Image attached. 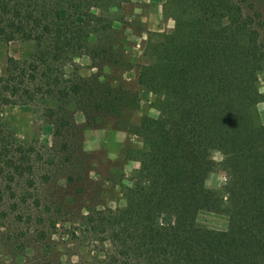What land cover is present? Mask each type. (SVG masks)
<instances>
[{
    "label": "trees",
    "instance_id": "obj_1",
    "mask_svg": "<svg viewBox=\"0 0 264 264\" xmlns=\"http://www.w3.org/2000/svg\"><path fill=\"white\" fill-rule=\"evenodd\" d=\"M128 1L0 0V41L32 46L0 72V243L22 248L36 232L43 254L27 264H264V26L240 0H165L173 28L147 40L135 80L158 115L134 127L142 148L124 202L70 221L81 133L139 105L137 91L81 73L84 58L97 70L116 62L115 23ZM11 105L36 109L49 140L19 137L2 117ZM211 150L224 156L220 189L206 184ZM203 210L226 215V228L197 223ZM47 235L84 237L99 254L62 263Z\"/></svg>",
    "mask_w": 264,
    "mask_h": 264
},
{
    "label": "rangeland",
    "instance_id": "obj_2",
    "mask_svg": "<svg viewBox=\"0 0 264 264\" xmlns=\"http://www.w3.org/2000/svg\"><path fill=\"white\" fill-rule=\"evenodd\" d=\"M245 11L256 10L259 20L264 26V0H240ZM165 0H129L122 5L115 23L118 31L117 42L114 44L115 63L107 64L97 70L92 67L89 59L80 60L81 73L90 76L98 72L102 79L110 84L119 85L128 90L137 91L139 105L136 109L125 108L119 116L111 118L107 123L96 127H87L81 133L84 167L81 172L79 198L74 202V212L70 221L76 223L87 207L100 206L118 207L123 204L122 191L125 185L131 184V178L139 166L137 160L142 148L141 138L134 134V127L143 115L155 117L158 110L152 105L154 95L139 87L135 80L139 66L146 60L142 57L147 40L154 33L172 30L174 21L164 14ZM30 43L0 41V72L8 57H21L31 50ZM260 91L264 89V73L258 75ZM259 119L264 123V101L257 105ZM4 121L17 135L26 140H37L39 144L49 140L50 127L43 121L41 115L31 106L11 105L3 109ZM214 151H209V158ZM212 160V168L206 184L210 188L220 189L219 177L224 175L221 162ZM85 169L87 171H85ZM219 185V186H218ZM75 221V222H74ZM197 223L224 229L227 217L221 213L200 211L196 217ZM174 217L164 215L161 223H173ZM76 225V224H74ZM51 242L49 251L57 254L62 263L76 260L79 256L88 259L91 254L98 253L99 244H93L84 237L68 239L61 235L47 237ZM23 247L6 246L0 243V264H27L34 261L41 253L42 239L36 232L30 234ZM43 238V239H44ZM94 249L93 253L91 250ZM70 254V255H69ZM99 254V253H98Z\"/></svg>",
    "mask_w": 264,
    "mask_h": 264
},
{
    "label": "clouds",
    "instance_id": "obj_3",
    "mask_svg": "<svg viewBox=\"0 0 264 264\" xmlns=\"http://www.w3.org/2000/svg\"><path fill=\"white\" fill-rule=\"evenodd\" d=\"M262 91H264V89H262ZM211 159H213L214 161H222L224 159V156L221 154L220 151H214ZM219 182L221 185H226L228 183V177L227 175H222L219 177ZM219 186V185H218Z\"/></svg>",
    "mask_w": 264,
    "mask_h": 264
},
{
    "label": "crops",
    "instance_id": "obj_4",
    "mask_svg": "<svg viewBox=\"0 0 264 264\" xmlns=\"http://www.w3.org/2000/svg\"><path fill=\"white\" fill-rule=\"evenodd\" d=\"M145 1H147V2H148V0H145Z\"/></svg>",
    "mask_w": 264,
    "mask_h": 264
}]
</instances>
